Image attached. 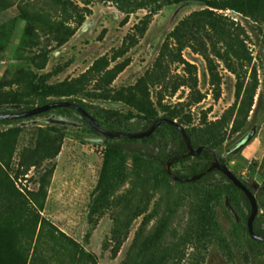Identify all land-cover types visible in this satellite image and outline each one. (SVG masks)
<instances>
[{"label": "rangeland", "instance_id": "obj_1", "mask_svg": "<svg viewBox=\"0 0 264 264\" xmlns=\"http://www.w3.org/2000/svg\"><path fill=\"white\" fill-rule=\"evenodd\" d=\"M246 1L177 0L149 15L153 0H0V106L24 110L9 103L11 95L43 86L63 89L61 84L70 82L77 98L132 116L135 129L142 117H162L159 102L197 126L220 119L234 105L237 89L257 82L243 130L226 132L219 156L259 192L264 184V14ZM229 2H238L240 10L220 7ZM204 9L230 25L229 44L207 28L193 27L189 47L178 56L174 28ZM204 53L214 70L213 85ZM104 140L78 117L47 114L0 124V152L9 159L0 170V234L6 247L15 241L17 227L20 240H26L28 217L4 212L18 205L17 190L21 200L43 206L34 212L47 221L34 264H133L141 244L160 227L158 246L174 250L168 264H264V247L244 231L234 234L235 225L245 221L225 195L212 204V216L198 186L156 183L146 160L135 162L130 152L123 154L125 183L92 226L89 204L105 158ZM120 162L117 156L112 166ZM191 164L172 170L188 173ZM41 184L45 199L36 196ZM130 191L134 198L127 207L123 197ZM134 211L141 213L126 217Z\"/></svg>", "mask_w": 264, "mask_h": 264}, {"label": "trees", "instance_id": "obj_2", "mask_svg": "<svg viewBox=\"0 0 264 264\" xmlns=\"http://www.w3.org/2000/svg\"><path fill=\"white\" fill-rule=\"evenodd\" d=\"M177 0H153V6L149 11V15L156 14L161 8L169 3ZM231 1V0H230ZM120 2V0H118ZM242 2V1H241ZM256 10H261L264 14V0H248L246 1ZM215 4H209L211 8H215ZM222 9H232L239 11L240 7L238 2L226 3L220 6ZM139 8V7H138ZM142 8V7H141ZM119 9L127 14L131 11H126L124 7L119 6ZM83 20L79 19L76 26L79 27ZM262 22L264 23V16L262 17ZM148 22H146L147 24ZM145 24V27H146ZM204 29L207 28L208 31L214 32L216 36L225 44H229L231 38L230 25L225 21L222 16L214 14L213 11L209 9L199 10L192 12L188 17L181 20L179 24L173 30V39L176 41L178 56H180L181 51L184 48L189 47L190 40L193 39L192 29ZM205 59H207L208 72L210 83L214 84V70L208 63L209 58L206 53L202 54ZM101 60L97 61L91 70H94L95 66L99 64ZM86 74H83V77ZM61 89L59 86H43L42 89L31 91L30 94H24L22 92L15 93L10 96V104L24 105L26 109L33 108L35 106L43 105L53 101H69L74 102L88 112L99 124V126L108 131H123V132H135L142 131L146 129L150 123L154 120H150L149 117L145 116L140 118L141 126L139 129H135L133 124H129L132 119L130 115H123L118 110H107L99 108L92 104H88L80 98H77V92L73 90V84L70 82H64L61 84ZM257 88V82L254 84L242 88L240 86L237 89L236 100L234 105L228 109L220 119L213 122L204 121L202 124L193 126L191 125V120L188 116L181 115L175 108L165 107L159 102V107L163 113L160 118H167L170 120H175L181 124L190 139L193 148H198L200 146H209L215 150L219 156L220 148L224 142L226 132L229 131L230 134H236L243 130L249 112L251 111L253 105V97ZM199 101V99H198ZM94 109V112L90 111ZM25 110V109H24ZM0 112H16L12 110H2L0 106ZM47 114H55L59 116V119L64 117H78L83 119L79 112L72 108H54L47 112L36 115L43 116ZM34 117V116H33ZM31 118V117H29ZM28 118V119H29ZM18 120H0V124H6ZM85 123V122H84ZM86 124V123H85ZM87 125V124H86ZM229 129V130H228ZM130 143H138L137 147H131ZM104 145L106 148L105 158L103 166L101 168L97 185L94 189V196L89 204V221L92 226H95L97 219L94 216H102L107 209H109L114 204V194L122 184L125 183L128 174L124 165L123 154L126 152L132 153L135 162H140L141 160H146V163L150 166L154 172V180L159 184H166L172 179L165 172V163L170 156L176 154H183L185 152V145L181 139L179 132L169 124H162L157 129L153 131L146 138L142 139H117V140H104ZM121 156V162L116 167L112 166V161ZM192 160V164L189 165V172L184 173L183 171H173L177 164H183L186 161ZM221 164H225L223 158L219 156ZM212 161V157L209 152L202 150L197 157H183L170 163V169L173 175L178 178H187L193 174H198L202 172ZM1 165L8 167L9 159L3 156L0 152V170ZM226 165V164H225ZM3 172V170H2ZM222 180L225 183H220ZM174 181V180H172ZM176 185H190L198 186L195 188L198 192V196L203 200V206L207 212L212 213V204L220 201L221 197L225 195L226 199L234 204L238 210L241 211V215L246 221V215L243 213L241 206L238 203V197L234 196L233 193H240V191L235 188L227 178L217 170H212L200 179L193 182H180L174 181ZM45 184H41L36 196L45 199L46 188ZM18 205L15 207L8 206L5 213L9 215H16L21 217H28V228L24 231V238L26 240L24 243L20 240V234L22 230L20 227L16 228L15 241L12 242V246L9 249L7 246L6 238L0 234V264H34L36 259H38V247L39 242L42 237V232L47 221L44 218H40L39 215L35 214L34 209L42 210L43 206L41 204H36L31 201L27 202L21 200L23 196L20 192L16 190ZM122 198V197H120ZM134 198L133 192H129L128 195L124 196L125 203L128 207L129 201ZM245 199V198H244ZM22 201V202H21ZM259 203V211L264 210V195L257 199ZM28 206H25L24 204ZM33 203V204H32ZM35 205V206H34ZM248 208V205L246 203ZM141 212L134 211L132 214H127L126 217L131 219L140 215ZM213 216V213L211 214ZM127 219L124 223V227L127 230L129 227L131 219ZM118 222V219L116 220ZM253 232L256 234H264V216L256 217L253 225ZM244 231L247 236L245 225L237 227L235 225L236 237H240L241 232ZM163 229L160 227L157 229L155 234L147 238L139 247L133 260L137 264H168L174 256V250L163 249L159 245V241L162 238ZM248 239L256 244L264 246V243H259ZM43 261V260H42ZM135 262L133 264H135Z\"/></svg>", "mask_w": 264, "mask_h": 264}, {"label": "water", "instance_id": "obj_3", "mask_svg": "<svg viewBox=\"0 0 264 264\" xmlns=\"http://www.w3.org/2000/svg\"><path fill=\"white\" fill-rule=\"evenodd\" d=\"M54 108H72V109L77 110L79 114L81 115L83 121L88 125V127L94 133L108 140H117V139H123V138L142 139V138L148 137L150 134L153 133L155 129H157L162 124L171 125L179 132L181 139L185 145V152L183 154H176V155L169 157L164 167L167 175L174 181L193 182V181L200 179L201 177H203L204 175H206L212 170H217L220 173H222L227 178V180L230 183H232L236 188L240 189L246 195L248 199L250 210H249V214L246 220V228H247V232L250 238L258 242H264V235H256L252 229V224L257 215L258 208H257L256 201L253 195L251 194V192L247 190V188L243 185V183L229 170V168L226 165L221 164L219 160V156L217 155L214 149H212L209 146H200L198 148H193L191 145L190 139L185 131V128L181 124L176 122L175 120H170L167 118H158L152 121L146 129L139 131V132L108 131V130L102 129L97 123V121L83 108H81L76 103L69 102V101H53V102H49L43 105L35 106L33 108L25 109L21 111L0 112V120L25 119V118H29V117L36 116L38 114L47 112L48 110L54 109ZM202 150L209 152L212 157L211 163L202 172L198 174H193L191 176H188L187 178H182V179L173 175L170 169L171 161H174V160H177L183 157H197Z\"/></svg>", "mask_w": 264, "mask_h": 264}, {"label": "flooded vegetation", "instance_id": "obj_4", "mask_svg": "<svg viewBox=\"0 0 264 264\" xmlns=\"http://www.w3.org/2000/svg\"><path fill=\"white\" fill-rule=\"evenodd\" d=\"M225 165V164H224ZM239 179V178H238ZM240 180V179H239ZM242 183H243V185L247 188V190L249 191V192H251V194L253 195V197H254V199H255V201H256V204H257V208L259 207V203L257 202V199L260 197V196H262V195H264V184H263V186L261 187V190L259 191V192H254V190L250 187V185H249V183L250 182H248L247 180L246 181H242V180H240ZM232 184V183H231ZM233 185V184H232ZM234 186V185H233ZM235 187V186H234ZM236 188V187H235ZM238 189V188H237ZM239 191H240V193H233V195L234 196H237L239 199H238V203H239V205L241 206V208H242V211H243V213L246 215V220H247V217H248V214H249V210H250V207H249V202H248V199H247V197H246V195L240 190V189H238ZM245 198V199H244ZM236 203V201L234 200V201H232V203H231V205H232V207H234L235 208V210L237 209L236 208V206L234 205ZM246 203H247V205H248V208H247V206H246ZM238 210V209H237ZM264 210L262 209V210H260L259 211V208H258V212H257V215H256V217H261V216H263V215H260L259 213H262ZM255 217V218H256ZM255 220V219H254ZM254 222V221H253ZM244 225H245V227H246V221H245V223H244ZM253 225V224H252ZM233 232H234V234H236L235 233V227H234V229H233ZM246 232H247V228H246ZM245 233V232H244ZM247 234H248V232H247ZM256 234V233H255ZM256 235H264V234H256ZM247 237H249L250 238V236H249V234L247 235ZM251 239V238H250ZM251 240H253V239H251ZM253 241H255V240H253ZM256 242H258V241H256ZM259 243H264V242H259ZM264 247V246H263Z\"/></svg>", "mask_w": 264, "mask_h": 264}]
</instances>
